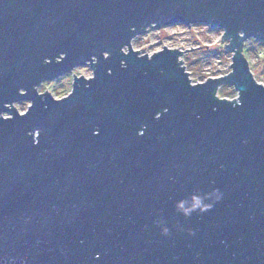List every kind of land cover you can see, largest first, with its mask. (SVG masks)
<instances>
[{"label":"water","instance_id":"1","mask_svg":"<svg viewBox=\"0 0 264 264\" xmlns=\"http://www.w3.org/2000/svg\"><path fill=\"white\" fill-rule=\"evenodd\" d=\"M180 23L222 29L227 75L191 83L181 50L131 48ZM249 38L264 0H0V264H264ZM84 64L66 95L36 90Z\"/></svg>","mask_w":264,"mask_h":264},{"label":"rangeland","instance_id":"2","mask_svg":"<svg viewBox=\"0 0 264 264\" xmlns=\"http://www.w3.org/2000/svg\"><path fill=\"white\" fill-rule=\"evenodd\" d=\"M223 31L218 27H210L205 23H183L167 25H151L130 41L131 48L138 54L151 56L154 52L165 47L181 50L178 61L184 66L191 83L206 81L207 78H217L227 75L231 68L232 52L225 50L227 39L221 40ZM191 48V49H190ZM189 49V50H185ZM123 51H127L123 47ZM242 54L253 78L264 84V41L253 38L246 39L242 45ZM88 78L92 76L89 64L73 68L54 79L41 82L36 86L38 92H48L59 98L66 95L74 76ZM220 99L232 100L237 98V91L229 83H221L215 92ZM29 105L28 100H20L11 105L17 112H24ZM9 113H3L8 116Z\"/></svg>","mask_w":264,"mask_h":264}]
</instances>
